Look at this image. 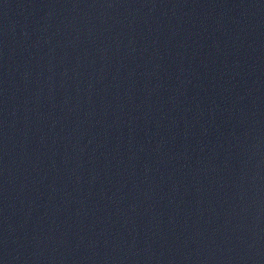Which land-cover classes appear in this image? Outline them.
Instances as JSON below:
<instances>
[{
    "label": "water",
    "instance_id": "1",
    "mask_svg": "<svg viewBox=\"0 0 264 264\" xmlns=\"http://www.w3.org/2000/svg\"><path fill=\"white\" fill-rule=\"evenodd\" d=\"M0 264H264V0H0Z\"/></svg>",
    "mask_w": 264,
    "mask_h": 264
}]
</instances>
